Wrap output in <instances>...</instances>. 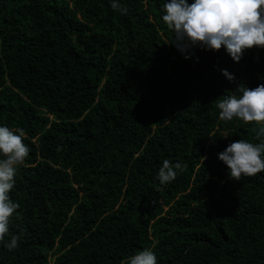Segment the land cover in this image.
Here are the masks:
<instances>
[{"label": "trees", "instance_id": "trees-1", "mask_svg": "<svg viewBox=\"0 0 264 264\" xmlns=\"http://www.w3.org/2000/svg\"><path fill=\"white\" fill-rule=\"evenodd\" d=\"M191 3V0H188ZM0 0V125L29 148L0 264H264V173L227 175L217 153L258 142L216 102L264 83V49L185 59L164 0ZM235 77L229 82L221 73ZM164 160L182 170L161 186Z\"/></svg>", "mask_w": 264, "mask_h": 264}, {"label": "clouds", "instance_id": "clouds-1", "mask_svg": "<svg viewBox=\"0 0 264 264\" xmlns=\"http://www.w3.org/2000/svg\"><path fill=\"white\" fill-rule=\"evenodd\" d=\"M113 10L127 14L128 9L118 0H109ZM161 19L173 32V45L185 59L194 56L195 49L224 52L238 63L246 51L264 49V0H164ZM221 73L229 82L235 77L226 69ZM239 95H223L217 100L219 119L244 123L256 122V139H244L229 143L217 153V159L226 166L227 175L235 180L241 176L264 173V83L254 88L239 85ZM22 129H10L0 125V242L9 251L15 250L19 237L9 235L10 218L19 204L9 197L14 187L17 167L25 162L29 148L23 141ZM182 170L180 162L174 165L164 160L156 179L166 185ZM128 264H157V257L151 249H144L132 255Z\"/></svg>", "mask_w": 264, "mask_h": 264}]
</instances>
